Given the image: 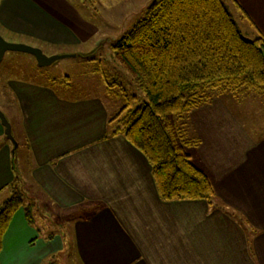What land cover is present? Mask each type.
<instances>
[{
	"label": "crops",
	"instance_id": "obj_1",
	"mask_svg": "<svg viewBox=\"0 0 264 264\" xmlns=\"http://www.w3.org/2000/svg\"><path fill=\"white\" fill-rule=\"evenodd\" d=\"M73 1L0 0V33L43 50L87 48L97 27ZM227 1L264 34V0ZM4 78L18 145L0 121V200L17 180L29 198H47L68 229L29 222L18 209L1 264H60V256L68 264H264V94L225 90L190 111L185 129L197 143L186 150L215 199L164 201L143 153L123 134L107 136L112 113L101 96Z\"/></svg>",
	"mask_w": 264,
	"mask_h": 264
},
{
	"label": "trees",
	"instance_id": "obj_2",
	"mask_svg": "<svg viewBox=\"0 0 264 264\" xmlns=\"http://www.w3.org/2000/svg\"><path fill=\"white\" fill-rule=\"evenodd\" d=\"M84 1L94 8L101 0ZM254 36L243 35L225 0H154L112 44L146 100L134 107L127 103L112 115L107 136L123 134L143 153L162 200L215 199L209 177L186 150L197 140L188 137L185 126L193 108L222 91L264 94V34L257 30ZM104 82L110 91L111 81ZM8 190L0 203V253L14 213L23 208L27 220H33L27 191L17 180Z\"/></svg>",
	"mask_w": 264,
	"mask_h": 264
},
{
	"label": "rangeland",
	"instance_id": "obj_3",
	"mask_svg": "<svg viewBox=\"0 0 264 264\" xmlns=\"http://www.w3.org/2000/svg\"><path fill=\"white\" fill-rule=\"evenodd\" d=\"M75 1L82 2V4H79V8L82 10L83 15L89 18L97 27V35L86 44L87 48L79 49L81 52L79 50L51 49L47 47L43 50L40 47L47 55H68L57 59L50 65L43 67L37 65L34 71L30 66L29 57L26 53L7 51L0 62V90H2L5 83L4 77L9 76L12 72L13 75L17 74V76L32 81L48 83L59 90L68 89L66 93L70 96H101L113 116L127 103L132 107L142 105L146 100L145 93L137 87L130 71L118 59L112 44L123 33L130 30L140 18L144 17L147 8L154 0H101L100 4L94 8L88 6L84 0ZM225 1L237 20L243 35L250 39L255 37L256 32L252 30L249 21L242 16L235 6H232V3ZM4 37L7 39L6 36ZM13 54L21 56L19 62L13 59ZM81 57H88V59ZM104 78L111 81L110 91H107ZM112 78L116 79L117 83L112 82ZM0 100H2L3 105L0 109L6 112L7 117L12 120V114L8 110V98L0 96ZM13 132L16 135L15 126ZM19 158L18 154L16 159L19 161ZM34 197L39 198L35 201L34 198L26 197L25 200L32 205V219L36 224L45 226V223L49 222L50 224L53 223L52 226L61 230L68 229V226L56 221L57 209L51 207L52 205L47 198H42V194L39 193H36ZM41 199L43 200L41 201ZM3 200H0V203ZM60 218L62 219V217ZM59 262L60 264H68L63 256L59 257Z\"/></svg>",
	"mask_w": 264,
	"mask_h": 264
},
{
	"label": "water",
	"instance_id": "obj_4",
	"mask_svg": "<svg viewBox=\"0 0 264 264\" xmlns=\"http://www.w3.org/2000/svg\"><path fill=\"white\" fill-rule=\"evenodd\" d=\"M7 51H20V52L30 53L35 56L39 66L50 65L57 59L66 57L68 55V54L47 55L38 46H33L24 42L9 41L5 39V37L0 33V62L4 58V55L6 54ZM0 121L4 126L6 136L14 143V146L17 147L18 142L13 135L12 124L2 109H0Z\"/></svg>",
	"mask_w": 264,
	"mask_h": 264
}]
</instances>
